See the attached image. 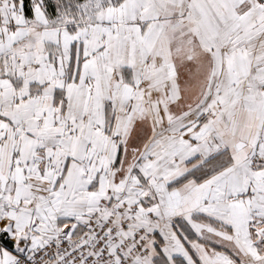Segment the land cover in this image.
Segmentation results:
<instances>
[{"label": "snow or ice", "instance_id": "snow-or-ice-1", "mask_svg": "<svg viewBox=\"0 0 264 264\" xmlns=\"http://www.w3.org/2000/svg\"><path fill=\"white\" fill-rule=\"evenodd\" d=\"M0 264H264V0H0Z\"/></svg>", "mask_w": 264, "mask_h": 264}]
</instances>
